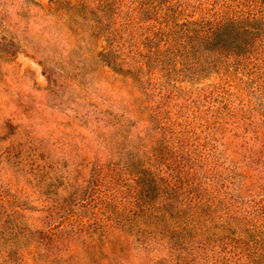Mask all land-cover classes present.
<instances>
[{
    "label": "rangeland",
    "instance_id": "rangeland-1",
    "mask_svg": "<svg viewBox=\"0 0 264 264\" xmlns=\"http://www.w3.org/2000/svg\"><path fill=\"white\" fill-rule=\"evenodd\" d=\"M0 264H264V0H0Z\"/></svg>",
    "mask_w": 264,
    "mask_h": 264
}]
</instances>
